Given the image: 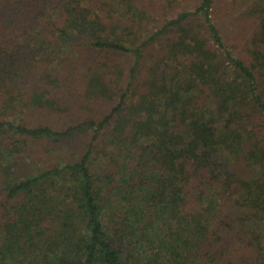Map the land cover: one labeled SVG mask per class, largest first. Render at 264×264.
I'll return each instance as SVG.
<instances>
[{"label": "trees", "instance_id": "trees-1", "mask_svg": "<svg viewBox=\"0 0 264 264\" xmlns=\"http://www.w3.org/2000/svg\"><path fill=\"white\" fill-rule=\"evenodd\" d=\"M231 1L235 37L220 0H0V264H264V0Z\"/></svg>", "mask_w": 264, "mask_h": 264}, {"label": "rangeland", "instance_id": "rangeland-1", "mask_svg": "<svg viewBox=\"0 0 264 264\" xmlns=\"http://www.w3.org/2000/svg\"><path fill=\"white\" fill-rule=\"evenodd\" d=\"M143 1H146L148 2L149 0H143ZM237 1L239 4L241 5H249V3L247 2V0H235ZM251 3L256 1V0H250ZM231 2H234V0H232ZM224 3V4H223ZM246 3V4H245ZM220 9H219V14H220V17L218 18V22L220 23V25L222 26L221 27V30L223 31V33L228 36V37H235L236 36V33H237V21L240 20V17H239V14H236L235 13V19L230 22L227 20V14H226V5H227V2H225V0H220ZM237 9H241V7H237ZM161 25V23H157V24H153L154 27H157ZM118 59H120L121 61H124L125 63L129 64L131 63V65L133 64V60L131 58H123V57H118ZM40 119L39 118H35V122H38ZM79 142V141H78ZM77 142V143H78ZM77 143L76 141L75 142H72V144L76 147L77 146Z\"/></svg>", "mask_w": 264, "mask_h": 264}]
</instances>
